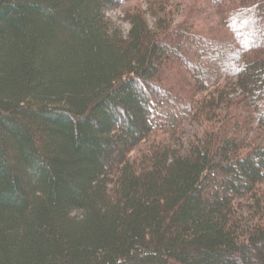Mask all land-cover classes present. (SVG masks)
<instances>
[{"label":"trees","instance_id":"obj_1","mask_svg":"<svg viewBox=\"0 0 264 264\" xmlns=\"http://www.w3.org/2000/svg\"><path fill=\"white\" fill-rule=\"evenodd\" d=\"M137 1L0 0V264H264V0Z\"/></svg>","mask_w":264,"mask_h":264},{"label":"rangeland","instance_id":"obj_2","mask_svg":"<svg viewBox=\"0 0 264 264\" xmlns=\"http://www.w3.org/2000/svg\"><path fill=\"white\" fill-rule=\"evenodd\" d=\"M134 3L139 4V6H142L143 7V1H141V0H139L137 2H132V4H134ZM127 4L130 6L131 3H127ZM127 4H125V6ZM106 16L112 21V23L115 26H118L120 28V30L123 32V34H126V32L128 30V24L126 23V21H124L122 19L123 11H122V7L121 6L119 8L116 7V8L107 10L106 11ZM191 126H194V125H188V124H185L184 125V127H183V129H184L183 131L184 132L180 133L181 136L179 135V137L181 138V141L184 140L185 138H187V136H188L187 133L190 134V131L189 130H192V127ZM254 126H255V124H254ZM194 128H196V126H194ZM162 137H165V136H162ZM143 150H144V146L143 145H140L138 147V149H137L138 156H139V154L141 152H143Z\"/></svg>","mask_w":264,"mask_h":264}]
</instances>
